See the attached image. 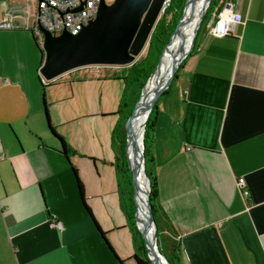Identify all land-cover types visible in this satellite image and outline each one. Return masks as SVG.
Listing matches in <instances>:
<instances>
[{
	"label": "crops",
	"instance_id": "obj_1",
	"mask_svg": "<svg viewBox=\"0 0 264 264\" xmlns=\"http://www.w3.org/2000/svg\"><path fill=\"white\" fill-rule=\"evenodd\" d=\"M228 1L243 23L221 39L207 25L197 34L175 96L154 115L156 199L179 237L180 264H264V0ZM32 2L0 0V24H12L0 29V264H135L112 166L114 125L99 124L116 118L119 92L103 95L120 81L83 71L43 85ZM45 106L75 152L68 160Z\"/></svg>",
	"mask_w": 264,
	"mask_h": 264
},
{
	"label": "water",
	"instance_id": "obj_2",
	"mask_svg": "<svg viewBox=\"0 0 264 264\" xmlns=\"http://www.w3.org/2000/svg\"><path fill=\"white\" fill-rule=\"evenodd\" d=\"M211 1L212 0L205 1L203 7L198 13L195 25L190 32L188 46L179 51L177 56L173 58L166 74V79L158 85L145 113L147 119L150 117L154 104L161 94L169 88L179 66L193 49L195 38ZM166 2L167 0H114L112 4L107 5L104 0H100L95 18L91 20L77 35H71L66 31H63L59 36H53L42 27H39V31L43 36L41 51L42 54H44V60L39 69V74L47 81H54L66 73L84 67L104 66L122 68L131 66L137 61V58L144 50L150 33ZM188 2L189 0H186L183 13L176 28L172 33L169 42L165 46L154 72L148 80L156 72L162 55L166 51L172 38L177 34ZM83 5L84 1L81 2L80 7L72 12L75 13L80 11ZM147 82L145 83L140 97L134 105L132 114L128 119L125 154L127 166L132 175L135 224L143 238L146 255L151 264H159L160 262L163 264H169L161 254L157 245V227L150 206V181L146 175L143 154L144 133H142L140 152L142 176L136 174L134 165L129 158V136L131 133L132 120L135 116V111ZM147 119L143 126V132L145 130ZM138 181H142L145 185L144 198L140 204L137 201ZM143 216H146L147 219V229L150 231L152 230L153 232L152 239L150 240L147 239L145 231L143 230Z\"/></svg>",
	"mask_w": 264,
	"mask_h": 264
},
{
	"label": "trees",
	"instance_id": "obj_3",
	"mask_svg": "<svg viewBox=\"0 0 264 264\" xmlns=\"http://www.w3.org/2000/svg\"><path fill=\"white\" fill-rule=\"evenodd\" d=\"M186 0H167L164 8L162 9L159 18L153 27L148 42L147 50L144 58L138 59L134 64L121 69L120 75L115 74L113 79L120 81L123 84L122 97L117 111L114 113L117 122L113 127L111 132V149L114 154V162L112 166L115 170L116 176V187L120 199V207L122 213L127 221V228L131 233V238L133 245L137 251L131 258L135 264H151L144 246L143 238L138 231L135 224V203L133 200V186H132V175L128 169L125 146H126V128L130 115L132 114L135 103L138 101L141 91L147 82L148 78L154 72L160 56L170 40L172 33L174 32L176 25L183 13L184 5ZM215 0H212L210 6L203 18L201 26L198 30L205 28L207 23H209V18L212 16V11ZM197 33V34H198ZM195 43V41H194ZM42 53V51H41ZM185 60L179 67L178 72L182 69ZM178 72L175 74L173 81L178 78ZM172 84V83H171ZM170 88V87H169ZM131 91L133 95V102L130 107H128L127 96ZM165 91L161 96L165 95ZM161 96L155 103L150 117L146 123L144 135H143V145H144V160H145V171L146 175L150 181V206L151 213L154 222L157 227V245L161 254L165 257L169 264H180L181 262V245L179 237L175 232L172 224L166 217L163 209L159 205L156 199V182L152 172V158L149 154V148L151 144V137L154 127V115L157 110V104ZM128 107V109H127ZM44 117L47 124L48 130L57 138L60 144V152L68 160L69 155L75 154L74 151L67 146L62 137L54 132V129L50 123L47 108H44ZM147 119V118H146ZM145 119V122H146ZM71 171L75 178L77 190L79 197L82 201V205L90 216L89 210L86 208L83 201V188L77 176V171L71 167ZM101 233V232H100ZM102 237L103 234L101 233ZM122 263V262H120Z\"/></svg>",
	"mask_w": 264,
	"mask_h": 264
},
{
	"label": "built area",
	"instance_id": "obj_4",
	"mask_svg": "<svg viewBox=\"0 0 264 264\" xmlns=\"http://www.w3.org/2000/svg\"><path fill=\"white\" fill-rule=\"evenodd\" d=\"M83 1L82 9L75 13L72 12L80 7ZM104 1L107 5H110L109 3L112 4L114 0ZM33 3L36 5L33 31L42 45L43 36L39 31V27H42L53 36H59L63 31L71 35H77L95 18L100 0H33ZM242 23L243 17L234 11L233 4L228 0H220L214 5L211 20L207 25L208 33L214 38H225L236 26ZM11 27L12 24L6 20L0 24V29ZM40 79L43 85H49L57 80L47 81L41 75ZM236 186L244 199L249 198V191L244 179H238ZM49 227L59 231L63 229L62 224L55 220L50 222Z\"/></svg>",
	"mask_w": 264,
	"mask_h": 264
},
{
	"label": "bare ground",
	"instance_id": "obj_5",
	"mask_svg": "<svg viewBox=\"0 0 264 264\" xmlns=\"http://www.w3.org/2000/svg\"><path fill=\"white\" fill-rule=\"evenodd\" d=\"M206 0H189L186 11L183 15L181 24L179 26L177 34L172 38L170 44L168 45L166 51L162 55L159 67L157 68L154 75L148 80L140 101L138 103L137 109L135 111V116L132 120L131 133L129 136V158L131 163L134 165L135 172L138 176H142V168H141V138L143 133V126L145 124L146 111L151 102L153 95L148 97L150 91H153L160 82V77L165 76L168 72V69L173 61V58L177 56L178 52L183 48L188 46L190 32L192 31L195 22L197 20L198 13L203 7ZM180 37L178 38V36ZM183 46L181 47V44ZM175 44V45H174ZM170 47H172L170 49ZM164 79V80H165ZM145 118V119H144ZM145 194V185L142 181H138L137 187V201L140 204L144 198ZM143 230L145 231L146 237L148 240L152 239L153 232L152 230H148L146 227L147 219L146 216H143ZM159 264H163L160 262Z\"/></svg>",
	"mask_w": 264,
	"mask_h": 264
},
{
	"label": "rangeland",
	"instance_id": "obj_6",
	"mask_svg": "<svg viewBox=\"0 0 264 264\" xmlns=\"http://www.w3.org/2000/svg\"><path fill=\"white\" fill-rule=\"evenodd\" d=\"M220 0H215V2H219ZM109 3V2H108ZM109 4H111V3H109ZM31 7H32V10H33V12L36 10V5H35V3H31ZM210 20H211V18H209V22H210ZM209 23H207V25H208ZM201 31H202V29H201ZM201 31H199V33L201 32ZM198 33V34H199ZM60 35V34H59ZM180 37V35L178 36V38ZM175 45V44H174ZM183 46V43L181 44V47ZM172 47H170V49H171ZM146 50H147V44H146V46H145V48H144V50L142 51V53H141V55L137 58V60L138 59H140V58H144V56H145V54H146ZM187 58V57H186ZM185 58V59H186ZM182 64V63H181ZM100 67V66H99ZM180 67V66H179ZM124 67H122V68H117V67H104V66H102V67H100L98 70H96L95 68H91V67H84V69H77V70H75V71H71V72H69V73H66V74H64V75H62V76H60L59 78H57V80H59L60 81V83L59 84H62V83H66V82H68L69 81V79H70V77L72 76V75H70V74H72V73H74V75H82L83 74V71H86V72H93V74L94 75H99V76H101V75H115V74H118V75H120V72H121V69H123ZM178 70H179V68H178ZM178 70L176 71V73L178 72ZM98 73V74H95V73ZM175 73V74H176ZM178 74H180V71H179V73ZM70 75V76H69ZM175 76V75H174ZM174 78V77H173ZM164 79H165V76H162L161 75V77H160V82H159V84L161 83V82H163L164 81ZM172 83V84H171ZM171 83H170V88H168L166 91V94L165 95H163V96H161V98H160V100L158 101V104H157V108H159L160 106L162 107V105L163 104H165L166 103V100H170L172 97H174L175 96V94H176V90H177V82H176V80L175 81H173V79H172V81H171ZM112 84V86H113V89L110 91V92H107V93H105L104 95H103V99H111V97H113V95H112V93L113 92H119L118 94H119V98L117 99V102H119V104H120V101H121V97H122V90H123V84H122V82H120V83H118V82H115V83H111ZM120 84V85H119ZM157 88H158V86L153 90V91H150V93L148 94V97H150L151 95H153V94H155V92H156V90H157ZM132 102H133V95H132V93H131V91L128 93V96H127V103H128V107H130L131 105H132ZM157 102V101H156ZM96 103L99 105V104H101V102H100V96L97 94V99H96ZM155 105V104H154ZM119 106V105H118ZM128 107H127V109H128ZM118 109V108H117ZM117 117L116 118H109V119H103V121H101L99 124H110V126L111 125H114L115 126V124H116V122H117ZM145 119V118H144ZM149 119V118H148ZM148 119H147V121H148ZM113 126V127H114ZM105 131V129H102V127H99L98 128V131ZM144 133V132H143ZM144 135V134H143ZM64 157V156H63ZM71 157V156H70ZM65 158V157H64ZM65 160H66V158H65Z\"/></svg>",
	"mask_w": 264,
	"mask_h": 264
}]
</instances>
